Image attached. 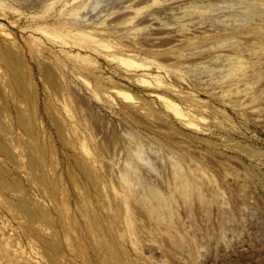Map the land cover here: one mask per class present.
Listing matches in <instances>:
<instances>
[{
	"label": "rangeland",
	"instance_id": "rangeland-1",
	"mask_svg": "<svg viewBox=\"0 0 264 264\" xmlns=\"http://www.w3.org/2000/svg\"><path fill=\"white\" fill-rule=\"evenodd\" d=\"M7 46L0 264H264V0H0Z\"/></svg>",
	"mask_w": 264,
	"mask_h": 264
},
{
	"label": "bare ground",
	"instance_id": "bare-ground-1",
	"mask_svg": "<svg viewBox=\"0 0 264 264\" xmlns=\"http://www.w3.org/2000/svg\"><path fill=\"white\" fill-rule=\"evenodd\" d=\"M0 55L7 62L11 70L13 71L19 70V64L15 60L14 53L12 52V49L10 46H7L6 48H1ZM124 94L126 95V93ZM18 126L20 128H23L27 133L31 135L34 134V129L32 125L28 124L23 118H20L18 122ZM12 132H13V126L12 124H9L4 110L0 108V156H5L15 161L18 159L19 155L15 153L14 147L12 145V138H9L8 136L12 134ZM34 144H35V148H39L38 142L34 141ZM23 166L33 172L37 168L38 163L34 158H31V155L29 154L26 161L23 162ZM5 174H6L5 168L2 165H0V182L3 186H7L9 184V182L6 181L4 178ZM19 188H20V183L17 182L16 184H14L13 191ZM15 205L21 211L23 216L26 217V219H28L32 224L38 220V215L36 211H34V209L28 204L26 200L23 199L19 202H16ZM44 244H45V249L47 250V252L52 253L51 262L55 264L56 256L59 254L57 246L55 245V243L47 239H44ZM1 248L2 247L0 246V249ZM12 256L15 257V255H13L12 253H7L6 255H4V258L11 261ZM117 256L118 255L116 256L113 255V258H109L108 262L106 261L105 264H113V261H115V263L117 264H127L122 258H119Z\"/></svg>",
	"mask_w": 264,
	"mask_h": 264
}]
</instances>
